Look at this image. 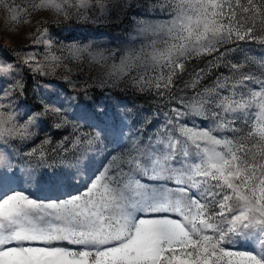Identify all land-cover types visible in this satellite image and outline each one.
I'll return each instance as SVG.
<instances>
[{
	"label": "rangeland",
	"instance_id": "obj_1",
	"mask_svg": "<svg viewBox=\"0 0 264 264\" xmlns=\"http://www.w3.org/2000/svg\"><path fill=\"white\" fill-rule=\"evenodd\" d=\"M0 264H264V0H0Z\"/></svg>",
	"mask_w": 264,
	"mask_h": 264
}]
</instances>
